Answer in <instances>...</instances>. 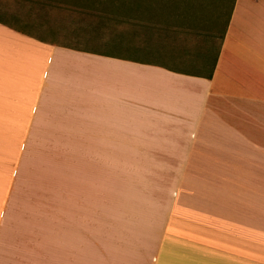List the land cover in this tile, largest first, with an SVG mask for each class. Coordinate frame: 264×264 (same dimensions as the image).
I'll list each match as a JSON object with an SVG mask.
<instances>
[{"label": "crops", "instance_id": "1", "mask_svg": "<svg viewBox=\"0 0 264 264\" xmlns=\"http://www.w3.org/2000/svg\"><path fill=\"white\" fill-rule=\"evenodd\" d=\"M153 3L171 62L54 40L82 0H0V264H264V0ZM32 129H69L67 189L27 211Z\"/></svg>", "mask_w": 264, "mask_h": 264}, {"label": "rangeland", "instance_id": "2", "mask_svg": "<svg viewBox=\"0 0 264 264\" xmlns=\"http://www.w3.org/2000/svg\"><path fill=\"white\" fill-rule=\"evenodd\" d=\"M95 1L82 0L85 4L89 3L86 8H68V16H64L66 19L62 18L60 22H52L51 19L46 21V26L57 22L67 28L64 31L68 35L57 36L54 40L125 57L165 62L173 60L167 57L177 54L174 53L173 44L177 41L175 35L178 32L163 26L143 24V19H149L151 10L147 0ZM197 1L195 5H186L179 0H164L162 4L154 0L151 15L157 20L156 23L170 17L181 19L186 16L187 20L193 21L191 16L195 17V13H190L195 12ZM68 136L69 129H32L28 156L23 160L21 171L18 172L20 181L13 188L10 199L12 206L24 207L27 211H35L40 207L46 209L52 205L55 191L67 189ZM10 173L15 174L14 165ZM32 237L34 222L33 225L25 223L23 238L29 242ZM27 248L33 249L29 244Z\"/></svg>", "mask_w": 264, "mask_h": 264}, {"label": "trees", "instance_id": "3", "mask_svg": "<svg viewBox=\"0 0 264 264\" xmlns=\"http://www.w3.org/2000/svg\"><path fill=\"white\" fill-rule=\"evenodd\" d=\"M76 7H77V8H86L87 5H77Z\"/></svg>", "mask_w": 264, "mask_h": 264}]
</instances>
